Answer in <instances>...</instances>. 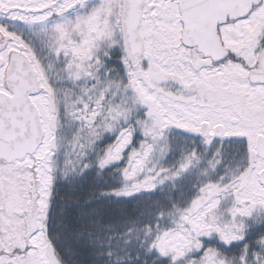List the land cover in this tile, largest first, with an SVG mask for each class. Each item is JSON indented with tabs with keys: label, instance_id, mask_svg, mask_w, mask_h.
Listing matches in <instances>:
<instances>
[{
	"label": "snow or ice",
	"instance_id": "snow-or-ice-1",
	"mask_svg": "<svg viewBox=\"0 0 264 264\" xmlns=\"http://www.w3.org/2000/svg\"><path fill=\"white\" fill-rule=\"evenodd\" d=\"M0 264H264V0H0Z\"/></svg>",
	"mask_w": 264,
	"mask_h": 264
}]
</instances>
